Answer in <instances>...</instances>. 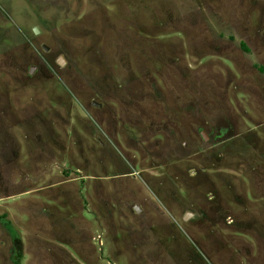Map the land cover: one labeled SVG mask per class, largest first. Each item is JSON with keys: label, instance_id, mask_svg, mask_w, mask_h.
Instances as JSON below:
<instances>
[{"label": "rangeland", "instance_id": "rangeland-1", "mask_svg": "<svg viewBox=\"0 0 264 264\" xmlns=\"http://www.w3.org/2000/svg\"><path fill=\"white\" fill-rule=\"evenodd\" d=\"M0 264H264V0H0Z\"/></svg>", "mask_w": 264, "mask_h": 264}, {"label": "water", "instance_id": "water-1", "mask_svg": "<svg viewBox=\"0 0 264 264\" xmlns=\"http://www.w3.org/2000/svg\"><path fill=\"white\" fill-rule=\"evenodd\" d=\"M33 31H34V33H36V32H37V30H36V29H33ZM59 61H60V63L62 64V61H63L62 57H59ZM202 135L205 137L204 133H202ZM187 215H189V213H188V212H186V216H187Z\"/></svg>", "mask_w": 264, "mask_h": 264}]
</instances>
